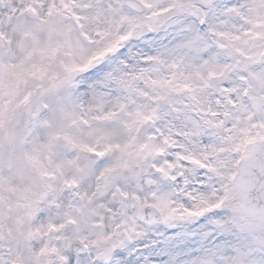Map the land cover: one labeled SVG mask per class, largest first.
Instances as JSON below:
<instances>
[{"label":"snow or ice","instance_id":"1","mask_svg":"<svg viewBox=\"0 0 264 264\" xmlns=\"http://www.w3.org/2000/svg\"><path fill=\"white\" fill-rule=\"evenodd\" d=\"M0 264H264V0H0Z\"/></svg>","mask_w":264,"mask_h":264}]
</instances>
